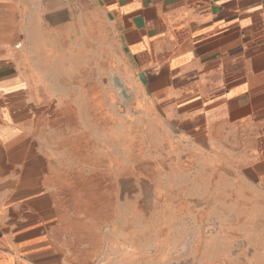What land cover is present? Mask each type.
Segmentation results:
<instances>
[{
	"label": "crops",
	"instance_id": "crops-1",
	"mask_svg": "<svg viewBox=\"0 0 264 264\" xmlns=\"http://www.w3.org/2000/svg\"><path fill=\"white\" fill-rule=\"evenodd\" d=\"M15 14L11 37L0 23V54L17 63L0 88V264L134 262L102 241L111 193L66 162L128 111L164 112L172 152L194 135L220 169L264 171V0H34Z\"/></svg>",
	"mask_w": 264,
	"mask_h": 264
},
{
	"label": "rangeland",
	"instance_id": "rangeland-1",
	"mask_svg": "<svg viewBox=\"0 0 264 264\" xmlns=\"http://www.w3.org/2000/svg\"><path fill=\"white\" fill-rule=\"evenodd\" d=\"M33 2L6 1L12 14L0 15V23L11 26L10 37L23 22L15 12ZM11 42L12 53L22 49L18 38ZM15 66L0 54V88ZM122 92L129 102L131 91ZM111 121V127L97 124L94 153L66 158L90 165L80 178L102 184L83 189L85 196L96 189L105 199L111 193L100 208L103 242L128 244L134 252L130 264H264V171L253 172L251 165L220 169L206 156L211 150L196 148L194 135L193 150L172 152L164 112L128 111L121 123Z\"/></svg>",
	"mask_w": 264,
	"mask_h": 264
},
{
	"label": "water",
	"instance_id": "water-1",
	"mask_svg": "<svg viewBox=\"0 0 264 264\" xmlns=\"http://www.w3.org/2000/svg\"><path fill=\"white\" fill-rule=\"evenodd\" d=\"M140 78H141L142 82L145 83V79H144V75L143 74L140 75Z\"/></svg>",
	"mask_w": 264,
	"mask_h": 264
}]
</instances>
